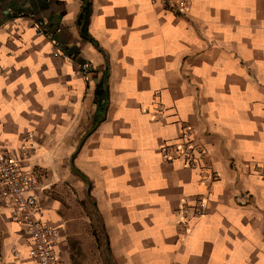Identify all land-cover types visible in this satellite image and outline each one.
<instances>
[{"label": "crops", "instance_id": "1", "mask_svg": "<svg viewBox=\"0 0 264 264\" xmlns=\"http://www.w3.org/2000/svg\"><path fill=\"white\" fill-rule=\"evenodd\" d=\"M188 1L0 0V144L27 152L62 264H264V0ZM185 126L194 167L159 152ZM28 248L0 205V264Z\"/></svg>", "mask_w": 264, "mask_h": 264}, {"label": "built area", "instance_id": "2", "mask_svg": "<svg viewBox=\"0 0 264 264\" xmlns=\"http://www.w3.org/2000/svg\"><path fill=\"white\" fill-rule=\"evenodd\" d=\"M163 5L176 14H184L189 7L188 0H161ZM12 13V12H11ZM20 10L17 15H22ZM38 34H42L44 23L35 22ZM61 56L70 59V56L57 50ZM91 62L85 61L79 65L83 75L90 72ZM159 152L166 161L181 159L184 165L194 167L206 157L208 150L190 126H185L176 141L163 143ZM27 157L25 149L18 152L3 147L0 144V205L8 209L12 221L23 227L29 239L28 256L38 264H62L56 250L58 229L50 223L39 218L38 214V179L37 172L25 169L22 161ZM205 200L198 199L190 204L185 201L181 204L178 213L186 215L189 212L195 217L204 213ZM184 222V221H183ZM11 253L18 256L19 252L13 248Z\"/></svg>", "mask_w": 264, "mask_h": 264}, {"label": "trees", "instance_id": "3", "mask_svg": "<svg viewBox=\"0 0 264 264\" xmlns=\"http://www.w3.org/2000/svg\"><path fill=\"white\" fill-rule=\"evenodd\" d=\"M102 91H103V88H102V86H100V87L97 89V93L100 94Z\"/></svg>", "mask_w": 264, "mask_h": 264}]
</instances>
